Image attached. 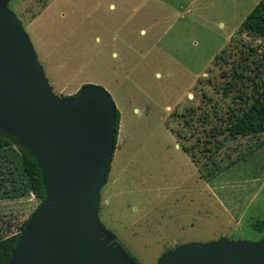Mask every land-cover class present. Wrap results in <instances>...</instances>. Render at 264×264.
<instances>
[{"label":"rangeland","instance_id":"obj_1","mask_svg":"<svg viewBox=\"0 0 264 264\" xmlns=\"http://www.w3.org/2000/svg\"><path fill=\"white\" fill-rule=\"evenodd\" d=\"M258 2L6 1L55 94L95 83L112 95L119 130L97 217L142 264L190 242L264 235L253 226L264 219V133L222 131L264 81V37L240 29ZM38 204L32 192L0 199V226L17 232Z\"/></svg>","mask_w":264,"mask_h":264},{"label":"water","instance_id":"obj_2","mask_svg":"<svg viewBox=\"0 0 264 264\" xmlns=\"http://www.w3.org/2000/svg\"><path fill=\"white\" fill-rule=\"evenodd\" d=\"M6 1L0 0V128L28 144L46 188L7 264H137L97 217L115 151L112 95L95 83L76 96L55 94ZM155 264H264V235L178 245Z\"/></svg>","mask_w":264,"mask_h":264},{"label":"trees","instance_id":"obj_3","mask_svg":"<svg viewBox=\"0 0 264 264\" xmlns=\"http://www.w3.org/2000/svg\"><path fill=\"white\" fill-rule=\"evenodd\" d=\"M240 29L264 37V0H260L245 17ZM245 64L238 61L234 73L240 74L246 67ZM256 65L258 67L259 62ZM77 93L66 97L76 96ZM250 98V101L230 109L227 123L222 128V131L226 132L228 136H251L264 133V81L254 85ZM119 121L120 112L117 111L115 147ZM30 192L39 199V204L46 197L42 169L24 140L0 129V199L16 200L26 197ZM30 216L23 221L17 232L8 234L7 229L0 226V264H7L9 261ZM253 226L258 231L263 232L264 219L256 221ZM135 261L137 264H142L136 259Z\"/></svg>","mask_w":264,"mask_h":264},{"label":"clouds","instance_id":"obj_4","mask_svg":"<svg viewBox=\"0 0 264 264\" xmlns=\"http://www.w3.org/2000/svg\"><path fill=\"white\" fill-rule=\"evenodd\" d=\"M133 113L136 115H139V110L138 109H133Z\"/></svg>","mask_w":264,"mask_h":264}]
</instances>
